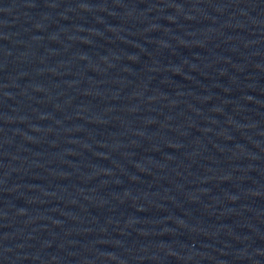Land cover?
Listing matches in <instances>:
<instances>
[{"label":"water","instance_id":"water-1","mask_svg":"<svg viewBox=\"0 0 264 264\" xmlns=\"http://www.w3.org/2000/svg\"><path fill=\"white\" fill-rule=\"evenodd\" d=\"M0 264H264V0H0Z\"/></svg>","mask_w":264,"mask_h":264}]
</instances>
